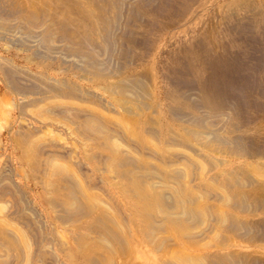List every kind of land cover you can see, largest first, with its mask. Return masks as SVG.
<instances>
[{"label":"bare ground","instance_id":"6f19581e","mask_svg":"<svg viewBox=\"0 0 264 264\" xmlns=\"http://www.w3.org/2000/svg\"><path fill=\"white\" fill-rule=\"evenodd\" d=\"M112 4V0H0V41L4 50L25 53L27 62L45 68L61 60L68 68L89 75L90 81L100 82L99 89L110 95L119 107L125 105L128 114L125 115L128 122H123L78 107L75 102L85 103L89 99L76 86L46 72H32L18 66L12 58L0 55L3 83L8 94L18 97L7 99L6 92L0 96V148L2 132L12 129L16 111L40 123H61L83 140V154L73 148L63 153L58 151L57 141L56 144L46 139V135L55 133L49 126H44L45 133L40 137L34 133H15L16 139L12 138V142L22 155L16 160L19 166L16 170L12 158H7L6 166L11 171L5 179L7 184L0 187V264H125L129 256L153 252L160 255L168 249L166 253L173 255L169 260L162 259L161 264L244 263L230 251L187 255L184 250L190 245L220 247L222 251L230 243L228 234L232 229L249 227L234 212L244 206L256 208L254 203L260 201L251 191L233 189L244 184V187H255L258 177L264 178V164L256 165L253 175L243 168L239 172L221 171L205 183L203 177L213 169L212 161L190 150L234 153L229 147L227 131L231 126L238 128L246 113V103L233 88L215 87L214 66L210 63L214 43L208 37H192L185 46L194 56L187 68L190 79L186 78L184 83L195 93L193 105L188 109L182 107L188 113L186 126L178 129L165 126L158 111L156 120H144V111L152 103L143 100L151 92L148 94L125 80L103 85L104 75L95 67L94 53L105 42L107 26L113 19L111 13L105 15L113 12ZM196 53L199 55L195 56ZM236 62L240 64L235 68L229 64L228 78L252 76L249 67L243 68L241 60ZM253 77L258 85L264 83L262 76ZM91 89L85 91L87 96L103 100ZM29 94L41 97L24 100ZM108 104L113 108V104ZM216 121L228 128L220 133L212 131ZM141 132L147 134L149 142L143 141ZM245 139L249 137L244 136ZM249 143L256 145L251 140ZM242 144L234 148L235 153H257L252 144ZM96 148L100 151H95ZM174 148L179 149L174 151L180 156H174L177 160L168 157ZM145 149L152 154H144ZM186 150L197 161L193 162L189 154L185 156ZM257 157L264 159V152L257 153ZM96 160L101 168L90 166ZM69 163L76 168V174L69 170ZM94 172L105 176L88 174ZM219 176L223 178L221 182L214 179ZM14 177L35 181L40 186L38 193L29 196ZM195 179L198 184L189 186ZM20 202L35 217H42L38 206L44 207L54 225L57 223L69 235L55 230L56 239L51 246L47 245L49 251H41L38 237L34 235L39 227L34 224L36 220L27 218Z\"/></svg>","mask_w":264,"mask_h":264},{"label":"rangeland","instance_id":"374dc122","mask_svg":"<svg viewBox=\"0 0 264 264\" xmlns=\"http://www.w3.org/2000/svg\"><path fill=\"white\" fill-rule=\"evenodd\" d=\"M112 1L113 12L109 11V13H105V15L110 16L111 13L113 19L107 26V33L104 38L105 42L103 44L101 43L100 50L94 53L96 54L97 60L95 67L99 69L100 74L103 73L102 75H104L102 81L103 85H114L124 80L127 83L129 82V85L133 82L134 86L144 89L148 94L149 91L151 92V95H146L145 100H143L144 102H149V104L152 103V105L150 104L151 107H147L144 111V120H147L148 122L156 120L157 117L155 116V112L158 111L162 116V123L164 122L163 124L165 126H169L173 129H178L179 126H186L184 121L188 119V113L185 112L187 110L182 107L188 109L190 105H193L192 99L195 91L191 86L184 83L186 78L190 79L187 68L188 63L191 61V56H194L193 54L190 55L188 53L185 46L192 37H208L214 43V57L210 63L214 66L212 68V77L213 81L216 83L215 87L218 89L230 87L236 90L238 94L240 93L243 102L246 103L244 106L246 113L238 122V128L236 126H231L227 131V136L229 137L228 140L230 141L229 147L232 148L230 150L234 151V153L231 154L228 150H225V152H207L205 150L195 152L193 148L190 150L197 155L202 154L207 160L212 161L213 169L203 177L205 183L221 171L229 173L243 171L244 169L251 175L256 174L254 167H256V165L264 164V159H259L257 157V153L262 154L264 152V83L258 85L255 81L256 78H254L253 75L255 77L262 76L264 79V0ZM248 5H250V8ZM0 55L12 58L18 66L29 70L31 69L32 72H46L57 80H65L70 85L76 86L78 90L83 92V97L89 99L88 102L85 103L75 102L78 107L88 110L91 109V111L97 113L99 112V114H104L108 119L116 118L123 122H128V117L125 116L127 114L125 112L126 106L124 105V108L119 107L115 101L111 100L110 95H107L104 91L99 89L98 86H101L102 84L100 82L96 84L93 81H90L89 78L91 77L84 72L68 68V65L63 62L61 63V60L55 61V64L51 65L50 68L29 63L26 61L25 53L17 54L14 50H4L2 41H0ZM198 55L199 53L195 54V56ZM236 59L242 61L243 68L249 67L248 69L251 70L252 76H235L233 78H228L229 64H233L234 68L240 64V62H236ZM64 60L69 61V59ZM201 62L202 61L200 60L199 64ZM0 88L1 97H3L4 92L8 94L6 86L3 83L1 72ZM91 88L100 94L103 100L87 96L85 91L92 90ZM7 97V99H11L12 97L18 98L15 94L11 95L10 93ZM31 97L33 99L41 96L29 94L24 96V100L31 99ZM232 98L235 97L232 96ZM108 103L111 105L113 104V108H111ZM153 103H157L158 105L156 104L155 107L153 106ZM110 110H112V112ZM109 112L111 114H109ZM197 114L198 116L205 118V116L200 113ZM115 115H118L119 117ZM123 117L126 120H124ZM22 119L25 121H22ZM215 125L211 130H219L218 133L222 132V130L224 131L227 127L226 124L224 125L223 122L220 123L219 121H216ZM44 126H49L54 130L55 133L48 136L46 135V139L54 142L57 141L59 144L58 146L60 147L57 148L58 151L68 153L69 150L72 151V148L73 150L76 149L79 153L82 151L81 141L83 140L76 135H72L65 125L63 126L61 123L54 124L49 122H47V124L40 123L33 120L28 115L20 116L19 112L16 111L12 119V129L4 130L1 135L0 178L3 180L0 179V187L7 184L5 179L10 175L11 171L9 166H6L7 158H12V166L14 170L19 167L16 164V160L22 155V153L12 142V138L16 139L15 133H19L18 135L34 133L36 137H40L45 133V130L43 131ZM146 126L148 125L146 124ZM229 130L231 133H229ZM241 130L242 132H245L243 135L239 132ZM244 136L245 138L249 137V139L244 140ZM141 138L143 141L145 140V142H149L147 134L142 133ZM249 140L256 143V145L254 146L252 143H249ZM245 142V145L252 144L251 146L257 153L253 151H251V154L249 155L246 153H235L234 148H239L243 145L242 143ZM57 149L53 150L57 151ZM98 150L99 149L97 148L95 149V151ZM145 150L144 152L146 153L144 154H152L151 150H149V152L147 149ZM177 150L179 149L174 148L173 152L170 151L168 157L172 160H177V158L174 157L179 156L175 155L177 153H174V151L177 152ZM184 152L185 156H188L189 154L188 157L193 162L197 161V157L193 153H187V150ZM81 154L83 153L81 152ZM146 157L147 156H144V159H147ZM97 161L98 160L94 161L93 165L90 166L101 168V163L99 164ZM148 163H151L150 160ZM68 165L70 166L71 164L69 163ZM75 169L76 168L73 165L69 167V170H72L71 172L76 174ZM88 174H92V176H105L100 172ZM258 178L255 187H244V184L241 188L235 186L233 189L235 191H251L256 194L254 196L255 198H260V201L254 203L256 208L253 206H251V208L244 206L242 210H236V212H234L236 213V216L238 215L237 217L247 223L249 227H246L247 229L243 228V230L240 227L232 229V232L228 234L230 243L225 246L222 251L220 247L206 248L199 246L201 247L199 248L197 246L186 245L184 252L187 255H206L230 251L244 260V263L242 264H264V178ZM206 179L207 181H205ZM214 179H217L216 181L218 182L223 180L222 176ZM14 180L29 194V196L37 194L40 189V186H37L36 182L31 179L25 180L14 177ZM197 182L198 179H195L189 183V186L196 185ZM22 204V209L26 211L24 214L27 218L33 219V221L36 220L34 221V224L39 227V229H36L34 235L38 237V247L41 251H49L48 246H51V243L56 239L55 230L62 235H69L60 225H56L57 223L54 225V221L48 218L49 211L45 212L44 207L40 205L38 206V210L41 212L40 214L42 217H35L29 214L30 212L26 210L25 204L20 202L21 206ZM39 222H42V224L39 225ZM59 229L61 231H59ZM44 247L46 249H44ZM169 250L170 249L167 251ZM166 252L160 255L155 252L145 255L136 254L134 257L132 256L133 258L129 256L125 261V264H161V261L169 260L171 255H173H169V253Z\"/></svg>","mask_w":264,"mask_h":264}]
</instances>
